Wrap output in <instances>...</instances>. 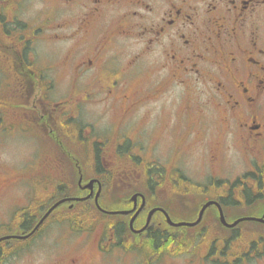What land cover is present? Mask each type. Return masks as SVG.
<instances>
[{
    "label": "flooded vegetation",
    "instance_id": "1",
    "mask_svg": "<svg viewBox=\"0 0 264 264\" xmlns=\"http://www.w3.org/2000/svg\"><path fill=\"white\" fill-rule=\"evenodd\" d=\"M7 88L18 119L0 117V139L31 142V178L53 190L0 212V236L29 234L0 242V264H264V235L241 239L264 228V0H0ZM175 88L180 101L160 102ZM76 93L90 98L79 111ZM44 129L51 155L73 153L69 139L85 156L76 181L55 156L42 165ZM192 151L205 179L185 174ZM25 184L0 163V211Z\"/></svg>",
    "mask_w": 264,
    "mask_h": 264
},
{
    "label": "rangeland",
    "instance_id": "2",
    "mask_svg": "<svg viewBox=\"0 0 264 264\" xmlns=\"http://www.w3.org/2000/svg\"><path fill=\"white\" fill-rule=\"evenodd\" d=\"M28 3L31 4L28 12H29V14H33L34 11L37 9L36 8L37 6H36L34 1H29ZM41 52H42L43 57L48 58V56H46L43 53L44 52L43 46L41 48ZM17 93H18L17 91H13L10 88H7L5 90H0V117H3L6 122H8V121L10 123L17 122L18 117H16V114L12 113L13 108L6 106L7 102L11 103L12 101L17 99L16 98ZM187 93L188 92H186V94ZM181 94H182L181 90L178 88H175V90H170V93L166 97L162 98L160 100V102L173 101V100L180 101ZM192 94L194 95V93H192ZM48 95H50L54 99H58L59 96H65L64 91H62V90L54 91V92H48ZM196 97L198 100L203 99V97L199 96V93L196 94ZM89 99L90 98L87 97V95H85V94L84 95H79L78 93L74 94L72 97V101H73V105H74L75 109H77L79 111L80 108L77 105H79L81 103V100H89ZM182 101H183V99H182ZM182 101H181V103H182ZM182 106H183V103H182ZM180 110H181V108L179 109V111ZM90 111H91V109H90ZM85 115L92 116V115H94V113L90 112V114L86 113ZM18 116H19V114H18ZM206 117L208 120L207 126L209 125V123L211 121L215 120V118L212 116L206 115ZM189 118H190V115H189V111L187 110L185 112V122L186 123L189 120ZM214 127H215V124L211 125V129ZM194 129L195 128H193V127L191 128L188 125H186L185 126V136H191L194 132ZM45 131L49 132V130H47V129H44V132ZM217 135L218 134H216V136ZM16 136L19 138H14L11 141L9 140L8 141V143L10 142L9 145L7 144V141H3L0 139V163L2 165L10 166L13 169L19 168L20 172L23 176V180L26 181V184H30L35 188L36 185L39 186L40 183L36 177L33 179L31 177L35 176V173H34L35 172V161H37V158H38L37 156H39V155L36 156L33 154L32 143L23 139L24 136L22 134L17 133ZM40 136L42 137L41 134H40ZM209 136H210V133H207L206 136L198 135L197 138L195 140H193V142H199L204 137V140L206 143L209 139ZM214 139H216V137L213 138L212 141H214ZM169 142H170L169 150H166V151L161 150L160 146H159V150H158L157 154L153 155V159H154L153 161L154 162H152V163H154L155 165L157 164V166H159L161 168H163V164H165L168 161L169 157L171 156L172 150H173L172 139H170ZM40 143H41V145L38 148H39L40 153H41V158H42L41 162H42V165L44 166V165H47V163H50L53 159L52 156H55V155H51L50 151L46 148V147L51 148V146H52L49 139L42 138V140H40ZM202 146H204V145H202ZM199 147L202 148L201 146H199ZM55 158L59 161V163L63 167H65V168L67 167L71 171V173H72L71 178H73L74 181H76V179L79 175L78 168L76 167V165L73 164L76 161V159L78 160V163H80L82 165L83 170H85V168L87 167V163L85 161V156L67 157L64 154H59V155L56 154ZM139 158H141V157H139ZM147 164L149 165V163H147ZM183 164H184V170H185V174H186L187 178H190L192 180L205 179L204 171L209 170L208 168L203 166L205 164L204 156H202L200 154V152H198V151H192V153H189L186 157V160L183 161ZM230 174H231V172H230ZM26 184L24 187H16L14 189L10 188L8 193H4L3 194L4 197L2 199L6 200V201H5V204L3 205V207L7 206V208H9L11 205L14 204L15 200H19L21 202H24V201L27 202L31 196V192H32L33 188L27 187L28 185H26ZM52 190H53L52 187L51 188H48V187L41 188V190L39 191V194L36 197L33 196V199L37 200L36 202H38L40 199H44V198L48 197L49 193ZM126 190H127V188L119 189L117 196L122 195L124 193V191H126ZM124 195H125V193H124ZM15 208L16 207L11 206L10 207L11 212ZM6 210L2 208V210L0 212L2 213ZM5 214H7V212ZM246 226H252L251 229H248L249 233L260 232L261 235H264V228L263 227H260L258 225H242L241 226V235L243 237L241 236V239L243 238L245 243L249 238H251V236L244 237L246 234ZM93 238H92V240H93ZM91 246H92V243H91Z\"/></svg>",
    "mask_w": 264,
    "mask_h": 264
},
{
    "label": "trees",
    "instance_id": "3",
    "mask_svg": "<svg viewBox=\"0 0 264 264\" xmlns=\"http://www.w3.org/2000/svg\"><path fill=\"white\" fill-rule=\"evenodd\" d=\"M46 187L51 188V186H50V184L48 182V178L46 176H43L42 182L40 183V185L38 187H35L38 190V192H37V190L35 188L32 189V193H33V194L31 193L32 199H33V195H38L39 194V191L41 190V188H46ZM34 189H35V191H34Z\"/></svg>",
    "mask_w": 264,
    "mask_h": 264
},
{
    "label": "water",
    "instance_id": "4",
    "mask_svg": "<svg viewBox=\"0 0 264 264\" xmlns=\"http://www.w3.org/2000/svg\"><path fill=\"white\" fill-rule=\"evenodd\" d=\"M47 134H48V132H47ZM50 135H51V137L54 139V134H53V132L51 133L50 132ZM71 156H73V154L72 155H68L67 157H71ZM64 200H62V201H59V202H57L54 206H52L49 210H48V212L45 214V216L43 217V218H45L59 203H61V202H63ZM25 236H28V235H25ZM9 237H17V238H21V237H23V236H18V235H10V236H3V237H0V241L1 240H4V239H6V238H9Z\"/></svg>",
    "mask_w": 264,
    "mask_h": 264
}]
</instances>
